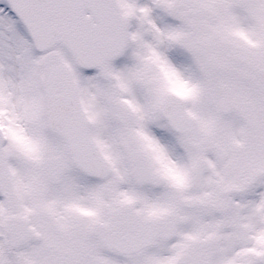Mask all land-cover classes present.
<instances>
[{"label":"snow or ice","instance_id":"6c2138e0","mask_svg":"<svg viewBox=\"0 0 264 264\" xmlns=\"http://www.w3.org/2000/svg\"><path fill=\"white\" fill-rule=\"evenodd\" d=\"M0 264H264V0H0Z\"/></svg>","mask_w":264,"mask_h":264}]
</instances>
